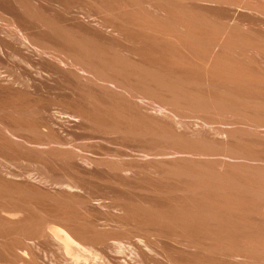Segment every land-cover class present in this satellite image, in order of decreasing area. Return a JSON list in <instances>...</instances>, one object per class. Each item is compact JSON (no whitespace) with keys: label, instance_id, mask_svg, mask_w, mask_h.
Here are the masks:
<instances>
[{"label":"bare ground","instance_id":"1","mask_svg":"<svg viewBox=\"0 0 264 264\" xmlns=\"http://www.w3.org/2000/svg\"><path fill=\"white\" fill-rule=\"evenodd\" d=\"M32 4L35 17L0 0V86L10 95H0V153L19 145L121 194L106 218L74 216L62 205L73 203L68 193H37L48 210L18 197L0 203V264H29L34 250L54 264H80L86 253L93 264H264V32L255 30L264 0ZM19 64L27 71L15 73ZM31 85L64 86L42 100L67 105L27 104ZM189 99L216 117L180 106ZM12 105L14 124L2 115ZM18 133H39L33 143L47 146L16 142ZM85 138L100 140L98 157L74 143ZM163 233L177 249L160 247Z\"/></svg>","mask_w":264,"mask_h":264},{"label":"rangeland","instance_id":"2","mask_svg":"<svg viewBox=\"0 0 264 264\" xmlns=\"http://www.w3.org/2000/svg\"><path fill=\"white\" fill-rule=\"evenodd\" d=\"M8 6L9 10L8 13H12L14 10H18L19 7H24L28 9V14L31 17H35V14L30 11L32 3L40 1L42 4H48V7L50 9H55L56 3L60 0H4ZM61 5V4H60ZM65 8L64 5H61ZM54 14V13H53ZM67 19L68 17L65 16ZM216 27H223L220 24H215ZM208 27V26H206ZM256 31L264 32V26H255ZM42 30H45V27L42 26ZM210 33V30H208V34ZM218 38L213 37L210 38L211 41L217 40ZM15 61H13L14 63ZM18 67H15L14 72L19 73L20 71L25 70L22 66L23 64H19ZM1 71H4L2 68ZM27 71V70H25ZM28 72H31L30 69H28ZM110 86H113V84H109ZM0 89L3 91L0 93V95L4 98L9 97L8 88L0 86ZM40 89V90H39ZM27 94V104H40L42 103V93L47 96H53L54 93H67L69 92V89L65 88L62 85H52L50 87H37L35 85L26 86L25 89ZM43 91V92H42ZM40 96V97H39ZM143 101L148 102L147 98H142ZM43 102H53L56 105H67L65 101L58 96H55L52 99H46ZM182 107L184 106H192L193 108L196 106H200L199 112H197L199 115L207 117V118H214L216 115L213 111L209 109H205L202 111L203 107H205L204 102H198L194 100H185L182 102ZM15 108L13 105L10 108L4 109L2 112V115L5 117V120L8 121L11 124H14L15 119ZM181 111L190 113V111L186 110L185 108H182ZM196 115V113H193ZM191 121L199 122L197 118H191ZM92 129H95L92 127ZM45 133V131H42ZM24 134L18 133L17 135H14L12 138L16 142H24L26 145H28L30 148L33 146L37 148H45L46 144H34L33 142H43V138H41V135L39 133L34 134V139H26L23 137ZM82 142L86 144V147H84V150L82 153L92 156V157H98V151L96 150L97 144L100 142L98 138H85L83 140H77L74 143ZM19 146V145H18ZM16 144L10 143L8 147L3 148L2 153H0V187H3L6 191L5 195L0 198V203L2 204H9L13 201L14 198L18 197L22 200H26L29 202H36L37 206L40 208H43L45 210H48L50 206H52L51 201H45L48 197H51L52 200L54 198H67V193L71 194L73 197H69L70 200L73 201L72 204L66 205L62 204L63 206H67L66 208H69L70 211L74 214L76 217H86V210L91 209V213L94 217H104L108 216L107 214V208L106 204L110 202V200H116L115 197L120 195L121 192L117 190H109L104 193L102 191L101 186L97 184L95 179L93 181H81L79 177H77L72 171L63 168L60 163L54 162L49 156L43 155H32L29 153L28 150L21 149ZM7 156V157H6ZM32 157L36 159H32ZM44 161L45 163H43ZM71 181H74L78 184V188H72L68 189L69 186H65V183H69ZM22 189H27L29 191L34 192L36 195L33 200L30 198H27V195L21 194ZM43 194L45 196H41L40 194ZM83 195L91 196L93 198V201L90 205L85 206L82 203V200L84 199ZM54 202V201H53ZM62 211H55V217H58L59 214ZM63 216V214H62ZM2 218H5L3 215L0 216ZM57 223V220L55 219V225ZM169 234H162L157 239L160 242L161 248H167L172 247L174 249H177L174 242L171 240V238L167 237ZM156 238L154 235L149 236L150 242L154 241ZM3 244L7 242V240H0ZM135 244V242H133ZM2 255L7 254L6 248H3L0 250ZM34 257H37L33 262H30L29 264H54V262L51 260L50 256L47 255L45 257V253L41 252L40 254L34 250L33 255ZM1 259L6 260L8 257L6 256H0ZM126 257L129 258L128 253L126 254ZM67 260V259H66ZM64 259V264H69ZM226 260V259H224ZM40 261V262H39ZM93 259L91 258L89 253H86V261L82 262L80 261V264H93Z\"/></svg>","mask_w":264,"mask_h":264}]
</instances>
